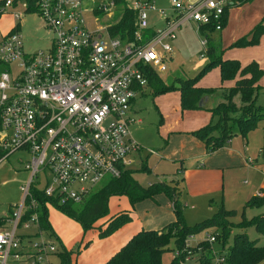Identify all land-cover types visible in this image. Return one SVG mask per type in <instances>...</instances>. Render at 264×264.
<instances>
[{"label":"built area","instance_id":"2783aa9c","mask_svg":"<svg viewBox=\"0 0 264 264\" xmlns=\"http://www.w3.org/2000/svg\"><path fill=\"white\" fill-rule=\"evenodd\" d=\"M14 2L4 0L0 11ZM18 2L20 9L11 11L15 24L0 40V161L26 151L28 177L20 203L0 226V264H51L58 249L40 225L42 203L33 190L59 205L78 203L105 179L119 178L142 148L131 134L137 120L131 104L148 84L145 70L166 69L184 23L196 25L204 47L200 27L221 30L229 0H170L169 10L151 0H124L136 14L131 40L92 23L95 10L108 13L115 0H35L32 12L26 0ZM156 9L164 25L147 35ZM25 13H36L51 34L45 48L24 49L19 21ZM216 237L208 231L203 239L214 264H225L212 246Z\"/></svg>","mask_w":264,"mask_h":264},{"label":"rangeland","instance_id":"374dc122","mask_svg":"<svg viewBox=\"0 0 264 264\" xmlns=\"http://www.w3.org/2000/svg\"><path fill=\"white\" fill-rule=\"evenodd\" d=\"M99 1L101 0H96V3ZM260 2L261 0L255 3L252 2L251 4L241 8H236L232 5L226 6L225 13H227L229 20L228 24L226 25L225 23L224 26L226 25V30L231 28L235 36H229L228 42L226 41L228 43L227 48L217 49V47L214 45V39L210 38L208 40V46L210 44L215 46L216 56H219L222 59H236L242 66L251 61L257 62V60L264 57V40H261V37L264 35V33L260 35L258 42L254 45H233L234 42H236L241 37L248 36L251 30L258 23H260L258 21L254 25V20L258 13L256 4ZM121 6L117 4L110 10V12L106 14H104L102 10L96 9L95 18L92 19L93 25L106 28L109 24L114 23L119 17ZM10 11L11 9L9 8L5 9V11H0V35L7 33L12 28V26H14L13 15L10 13ZM19 23L23 46L26 51H37L38 49H43L48 45L51 34L47 31L42 19L37 14H23ZM186 25H184L178 32V38L175 41V45L172 47V58H168L170 57L169 53L166 56L167 59L165 58L167 69L157 74L162 83L166 86H178L180 80L196 76L206 65V63L210 61V58L206 54V49L203 50V47L199 42V38L196 36L194 31ZM245 32H247V34L243 35ZM231 38L233 39L230 40ZM249 38L250 36H248L247 39ZM223 40L225 41V39ZM201 52L205 53V60H201L199 58ZM260 61L261 62L257 63L262 69V77H264V60L262 59ZM13 72L14 71L11 73ZM219 74V67L214 65L199 76L195 86L201 88H222L221 90H217V92L222 95V93L226 91L227 88L234 85L236 78L222 80ZM177 91V89H172L158 93L152 86L151 81L147 84V98L143 102V109L136 114V117L139 118L140 121L132 127L134 138L143 147L141 150V156L144 162L143 166L147 168H141V164H133L129 167V169L131 170L134 179L144 187L151 183L158 182L159 180H164L165 182L172 185L175 190L179 189L181 191L180 198L184 202L186 200V196L185 192L183 191V183H181L182 175L180 171L174 170V166H178V164L174 165L171 162L166 161L159 154H149L146 149H157L160 146H163L165 140H168L169 136L175 135L173 127L180 125L182 121L185 120L184 113L188 111L194 110L208 113L210 115L209 118H212L210 122L213 124L216 122V116H213L211 111H205L197 107L182 108L181 103V116H179V114L174 112L173 108V100L177 99ZM233 101L238 108V111L228 113L229 120L226 124H224V126L233 125L237 119L244 116V113L240 109H243L246 104L241 102L240 95H235L233 97ZM223 102L224 99L219 98L216 106ZM255 103L256 105L264 108V87H260L258 89ZM262 120H258L257 122ZM17 154L18 153L11 155L9 159L0 161V213L7 209V205L9 203L19 204L22 199L20 184L26 181L28 173H18L19 171H17V167L19 164L15 158ZM22 157H24L23 159H28L27 155H22ZM219 197L209 200H201L202 204L195 205L193 208L189 206L192 203H189L188 207L186 206L183 209L184 222L186 224L193 225L196 222L212 217L215 212L218 211L219 207L223 206L225 210L236 211V214L230 219L233 222L239 223L244 212L243 208L240 206L241 203L237 201L235 195L226 194V201L224 204L222 203L223 205L219 201ZM155 203H157L156 196L132 203L130 198L125 194L111 195L107 201L106 211L96 220H94L91 227L85 229L77 219L62 211L55 202L45 201L44 208L45 218L49 228L48 231L50 233V237L53 239L58 249V252L50 257L51 264H61V258L58 254L60 252L68 254L70 264H103L137 231H133L134 233H129V235H127V239L118 245L119 247H117V249H115L116 251H112L108 254L110 247L114 243L116 231H118L125 224L115 232L105 237H99V229L103 228L107 220L117 213L127 212L130 216H134L135 218V213L138 212L137 210H143L146 205ZM245 218L248 219L246 216ZM133 224L138 225L141 223L135 219ZM242 230L245 231L251 239L259 237L260 239L258 240L257 245H264V234H257L254 227H232V232H242ZM208 231L214 232L216 229L210 228ZM205 232L196 233L190 241L194 244L196 239L205 237ZM18 233L20 234V231H18ZM212 246L217 248L218 244L213 243ZM176 253L177 251L173 242H170L168 249L165 250L162 255L163 262H169ZM198 255L199 253H195L189 259V261H183L184 264H197ZM257 264H264V261H260Z\"/></svg>","mask_w":264,"mask_h":264},{"label":"trees","instance_id":"16d2710c","mask_svg":"<svg viewBox=\"0 0 264 264\" xmlns=\"http://www.w3.org/2000/svg\"><path fill=\"white\" fill-rule=\"evenodd\" d=\"M26 1L30 5L29 11H34L35 0ZM3 2H0V6ZM115 2L123 7L120 8L119 17L114 23L109 24L107 29L112 35L131 40L136 30V14L126 6L124 0H115ZM225 11L226 7L222 14V25L225 22ZM213 29V25H202L200 32L202 34L206 33V37L209 39V34L214 32ZM263 33L264 24L260 22L249 33V39H247L248 36L241 37L233 45H254ZM215 51L214 45L207 46L206 54L210 61L196 76L180 80L178 86H166L156 72L149 71V69L145 70L148 74V83L151 81L156 92L162 93L172 89L179 91L182 108H196L202 95L216 91L215 88L195 86L199 76L210 67L214 65L219 67L222 80L238 77L235 79L234 85L222 93L224 102L211 110L213 116H216V122L214 124L210 122L192 131L195 137L204 142L208 153L222 146L234 134L245 136L250 130L254 129L258 120L264 119V108L255 103L260 88L258 81L263 73L258 63L251 61L242 66L236 59H222L216 56ZM1 68H3V64L0 63ZM237 94L240 95L241 102L246 104L243 109H240L244 116L237 119L233 125L224 126L229 120L228 113L238 111L233 101V97ZM159 193L165 194L171 200L175 220L159 229L142 228L138 230L103 264H182L188 252H190L189 255L199 253L197 264H214L213 255L210 252L211 246L206 239L201 238L196 245H190L187 242L190 236L199 232H208L210 228L216 229L214 232L217 233L215 240V243L218 244L217 251L224 254L225 264H257L264 261V245H257L258 238L251 239L245 232H232L234 226H252L257 234L263 235L264 214L246 219L243 213L239 223H236L230 219L236 214V211L225 210L223 206H220L212 217L193 225L186 224L183 219L185 204L180 198L181 191L179 189L175 190L172 185L165 181L154 182L144 187L134 179L131 170H126L119 178L105 179L78 203L70 201L63 205L56 204L62 211L77 219L87 229L92 226L94 220L106 211L107 201L111 195L125 194L134 203L142 199L153 198ZM33 194L42 203L41 209L43 210L39 211L40 225L48 231L44 208V202L48 199L35 190H33ZM263 202L264 195L261 197L253 196L246 202V206H258ZM131 218L127 212L111 216L105 226L99 229V237L110 235L129 222ZM4 220V217H0V225L4 223ZM170 242H173L177 253L169 262L164 263L162 255L168 249ZM58 254L61 258V264H70L67 253L60 252Z\"/></svg>","mask_w":264,"mask_h":264},{"label":"crops","instance_id":"0c3cea01","mask_svg":"<svg viewBox=\"0 0 264 264\" xmlns=\"http://www.w3.org/2000/svg\"><path fill=\"white\" fill-rule=\"evenodd\" d=\"M2 1L4 0H1L0 2L2 3ZM151 1L157 6L158 9H170V0ZM258 1L260 0H229L227 5L241 8L243 6L251 4L252 2L255 3ZM256 5L258 8V13L254 20V25L258 21L264 24V0H261V2ZM9 9H11V11L20 9L18 0H15L14 4ZM228 20L229 17L226 13L224 24L226 23L227 25ZM224 24L222 25L221 30L214 31L209 34L210 38L214 39V45L217 47V49L227 48L229 36H235L231 28L228 30L225 29L226 25L224 26ZM163 25L164 21L160 18L157 9L150 11L149 28L147 29V35H152L156 29L162 27ZM184 25L188 26L194 31L200 42V36L197 33L196 25L194 23H184L177 29L176 37L171 42L172 47L173 45H175V41L178 38L179 30ZM5 34L0 35V40ZM204 34L207 35L206 33ZM245 34H247V32L243 33V35ZM209 39L207 38V43L204 47L201 45L203 47V50H205L208 46ZM223 39H225V41ZM232 39L233 38H231L230 40ZM262 39L264 40V35L261 37V40ZM172 55H170V57L168 58H172ZM199 58L201 60H205V53L201 52ZM166 59H164L165 64ZM262 59L264 60V57ZM262 59L257 60V62H261L260 60ZM154 72H156L157 74L160 73V71L157 72L155 70ZM258 84L260 85V87H264V77L261 76ZM215 89L216 91L214 93L204 94L200 97V99L198 100L199 105L197 108L205 111H211L216 106L218 99L223 97L219 92H217V90H221L222 88ZM139 94V96L137 95L133 99L131 104V112L135 117L137 112H140L143 109V102L147 98L146 87L141 92H139ZM176 97L177 99L173 100L174 112L181 116L179 91H177ZM184 114L185 120L182 121L180 125L173 127L175 135L169 136L168 140H165L163 146H160L157 149L148 148L146 150L149 154H159L163 159L171 162L174 165L178 164L179 167L174 166V170L180 171L182 175L181 183H183V191L185 192L186 196V200L184 201L185 207H188L189 203H192L189 206L193 208L195 207V205L202 204L201 200H209L212 198H218L219 196V201L221 202V204H224V202L226 201V194H233L235 195L237 201L241 203L240 206L243 208L244 215L248 219L257 215L264 214V202L258 206H246V202L251 197H261L264 195V120L257 122L254 129L250 130L245 136L234 134L222 146H220L213 152L208 153L206 152L204 142L195 137L192 134V131L210 123L212 118H209L210 115L208 113H203L201 111L192 110ZM136 119L137 120L131 126V134L133 137L134 135L132 133V127L140 121L139 118L136 117ZM142 148L130 155L131 164L128 166L127 170H130L129 167L133 164H141V168H147L143 166L144 162L141 156ZM16 153H18L15 157L17 163L19 164V166L17 167V171H19L18 173H28L27 169L25 168V163L27 160L23 159L24 157H22V155H27V158L29 157L26 151L17 150L8 155L6 159H9L11 155ZM155 196L157 198V203L146 205L143 210H137L138 212L135 213V218L134 216H131L132 218L130 222L126 223L123 227L116 231L114 243L111 242L113 244L110 247V252L108 251V254L112 251H116L115 249H117V247H119L118 245H120L127 239V235H129V233H134L133 231H138L140 228L159 229L165 224L175 220V214L173 212L172 202L170 201V199L163 193L156 194ZM17 205L18 204L9 203L7 205V209L0 213V217L6 218L10 216ZM135 219L140 221L141 224H133ZM242 232L245 231L242 230ZM256 238L260 239L259 237ZM200 239H196L197 242L195 241L194 244L190 241L191 245L197 244Z\"/></svg>","mask_w":264,"mask_h":264},{"label":"water","instance_id":"95a60500","mask_svg":"<svg viewBox=\"0 0 264 264\" xmlns=\"http://www.w3.org/2000/svg\"><path fill=\"white\" fill-rule=\"evenodd\" d=\"M199 105V104H198Z\"/></svg>","mask_w":264,"mask_h":264}]
</instances>
